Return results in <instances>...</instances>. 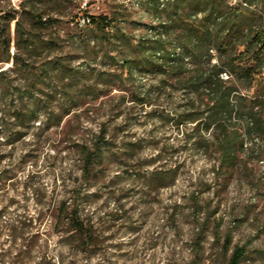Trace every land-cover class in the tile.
Wrapping results in <instances>:
<instances>
[{
    "label": "rangeland",
    "instance_id": "rangeland-1",
    "mask_svg": "<svg viewBox=\"0 0 264 264\" xmlns=\"http://www.w3.org/2000/svg\"><path fill=\"white\" fill-rule=\"evenodd\" d=\"M20 1L0 0V11ZM141 1L64 0L61 8L68 18L78 7L108 15L139 33L150 20ZM12 28L13 22L11 35ZM60 35L62 57L82 73L73 89L86 96L61 108L56 84L49 102L38 97L36 117L21 120L23 126L10 118L4 133L0 118V169L11 176L0 186V264H224L225 236L229 248L245 245L239 264H264V153L254 158L244 138L236 163L216 170L213 148L187 137L192 123L175 126L159 116L184 101L182 91L144 74L93 98L89 88L106 89L95 85L96 74L116 68L117 50L87 61L73 35ZM145 90L150 103L132 100ZM48 103L61 114L58 123L47 120ZM100 124L108 147L83 175L77 144L89 142ZM199 134L212 139L209 129ZM173 164L179 165L174 181L151 188L150 171ZM73 203L90 225L85 250L65 222L63 207Z\"/></svg>",
    "mask_w": 264,
    "mask_h": 264
},
{
    "label": "trees",
    "instance_id": "trees-1",
    "mask_svg": "<svg viewBox=\"0 0 264 264\" xmlns=\"http://www.w3.org/2000/svg\"><path fill=\"white\" fill-rule=\"evenodd\" d=\"M63 1L21 0L17 9L0 11V118L4 133L11 127L10 118L19 119L16 125L23 126L21 120L36 117L38 97L49 102L55 93L51 87L56 84L61 108L84 102L86 91L73 89L82 73L59 51L62 33L77 39L87 61L95 59L98 51L104 56L117 50V56L111 57L116 68L96 74L95 85L107 87L100 91L90 87L93 98L122 80L153 75L160 86H173L184 93V101L161 110L160 118L175 126L192 123L187 137L198 146L213 148L216 170L236 163L244 138L251 140L248 150L254 158L263 156L259 141H264V0H143L141 6L150 20L141 23L139 33L123 30L108 15H93L79 7L68 18L62 12ZM132 100L150 103L149 91L135 92ZM47 105V120L58 123L61 114ZM102 126L89 142L77 144L83 175L90 174L94 161L101 159L108 147ZM200 128L211 130L212 139L200 135ZM17 133L22 134L20 130ZM178 168L173 164L150 171L151 188L172 183ZM9 178L8 169H0V186ZM63 208L65 222L79 233L85 250L90 225L78 212V204ZM229 244L230 238L225 236L224 252L230 249V253L224 264H239L246 247L233 244L229 248Z\"/></svg>",
    "mask_w": 264,
    "mask_h": 264
},
{
    "label": "built area",
    "instance_id": "built-area-1",
    "mask_svg": "<svg viewBox=\"0 0 264 264\" xmlns=\"http://www.w3.org/2000/svg\"><path fill=\"white\" fill-rule=\"evenodd\" d=\"M221 75H226L225 73H222Z\"/></svg>",
    "mask_w": 264,
    "mask_h": 264
}]
</instances>
